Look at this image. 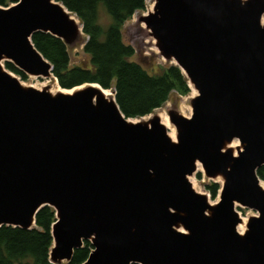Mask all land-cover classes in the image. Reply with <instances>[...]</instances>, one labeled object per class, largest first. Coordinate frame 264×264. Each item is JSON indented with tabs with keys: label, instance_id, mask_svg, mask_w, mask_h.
<instances>
[{
	"label": "water",
	"instance_id": "95a60500",
	"mask_svg": "<svg viewBox=\"0 0 264 264\" xmlns=\"http://www.w3.org/2000/svg\"><path fill=\"white\" fill-rule=\"evenodd\" d=\"M77 20L59 0L0 6V228L31 230L53 208V264L85 241L83 264H264V0H155L139 17L197 92L190 117L168 112L176 139L97 84L53 93L4 69L54 78L32 35L70 48ZM198 164L222 180L215 204L189 181ZM237 204L258 213L242 233Z\"/></svg>",
	"mask_w": 264,
	"mask_h": 264
},
{
	"label": "trees",
	"instance_id": "16d2710c",
	"mask_svg": "<svg viewBox=\"0 0 264 264\" xmlns=\"http://www.w3.org/2000/svg\"><path fill=\"white\" fill-rule=\"evenodd\" d=\"M82 23L87 37L85 53L90 67L72 66L69 48L49 33L36 32L32 42L43 57L51 63L52 74L63 89L84 84H97L105 90H114L122 114L130 119H142L162 108L173 93L188 96L191 89L181 69L174 64L149 72L134 60L135 50L123 42L122 31L127 21L137 12L146 10L147 0H59ZM17 0H0V6L9 7ZM5 67L25 79L27 76L13 64ZM264 181V166L257 170ZM201 177V175H199ZM212 198L220 190L218 183L207 187ZM56 221L51 207L42 208L36 216V227L0 228V264H53L50 252L53 246L51 227ZM92 244L85 241L67 264H83L92 252Z\"/></svg>",
	"mask_w": 264,
	"mask_h": 264
},
{
	"label": "rangeland",
	"instance_id": "374dc122",
	"mask_svg": "<svg viewBox=\"0 0 264 264\" xmlns=\"http://www.w3.org/2000/svg\"><path fill=\"white\" fill-rule=\"evenodd\" d=\"M154 1L155 0H147L146 10L135 13L132 19L126 22L122 31L123 42L127 45H131L135 50L134 60L138 63H141L149 72H159V69L161 67H167L171 65L159 55L158 50L155 47L154 40L146 29L145 24L139 22V17L141 15H147V12L149 13L151 10H153V6L155 4ZM13 4L15 3H12L11 5ZM76 19L78 18L76 17ZM86 40L87 37L85 36V34H82L78 43L69 48L72 66H81L85 68L90 67V57L84 51ZM3 66L8 73L16 77L25 86L34 87L36 89L48 88L49 91L53 93H56L58 91H66L54 78L47 79L27 76L25 79H23L13 72L9 71L5 67V63L3 64ZM111 91L112 93L114 92V90ZM195 95H197V92L194 91V89H191V93L188 96H179L178 94L173 93L169 101L162 108L155 110L151 115L142 119L149 120L150 118L157 115L160 117L161 122L164 123V118L166 117L168 119V125H166L165 123L164 124L167 128L168 134L173 139H176V129L170 123L168 112L170 110H177L182 115L190 117L192 115L190 101ZM198 167L199 168H197V171L194 173V175L189 177V181L191 182L192 187L196 192L207 195L208 200L211 204L219 202L220 190L217 196L215 198H212L211 194L207 190V187L208 185L215 182L220 185L221 189L222 180L220 178L216 180H209L207 177H205L201 164H199ZM199 175H201V177H199ZM261 185L264 187V181H261ZM235 210L242 218V225L244 228L246 226V224L244 223H247L249 218L258 216V213L256 211L245 208L238 204L236 205Z\"/></svg>",
	"mask_w": 264,
	"mask_h": 264
},
{
	"label": "bare ground",
	"instance_id": "6f19581e",
	"mask_svg": "<svg viewBox=\"0 0 264 264\" xmlns=\"http://www.w3.org/2000/svg\"><path fill=\"white\" fill-rule=\"evenodd\" d=\"M155 2V1H154ZM152 11V10H151ZM148 13V12H147ZM145 15V14H144ZM191 89H193V88H191ZM195 91V90H194ZM71 92V91H70ZM104 94H105V96L106 97H108V98H112V97H114V95H113V93H112V91L111 90H104ZM163 123V122H162ZM164 123L166 124V125H168V119L165 117L164 118ZM163 123V124H164ZM198 166H199V164H198ZM199 168V167H198ZM242 219V218H241ZM244 224H246V223H244ZM244 227H243V225L241 224L239 227H238V231L239 232H244Z\"/></svg>",
	"mask_w": 264,
	"mask_h": 264
}]
</instances>
